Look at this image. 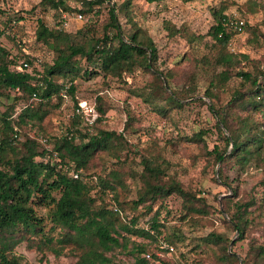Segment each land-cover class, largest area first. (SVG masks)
<instances>
[{
	"label": "trees",
	"instance_id": "trees-1",
	"mask_svg": "<svg viewBox=\"0 0 264 264\" xmlns=\"http://www.w3.org/2000/svg\"><path fill=\"white\" fill-rule=\"evenodd\" d=\"M5 1L0 0V40H8L0 43V102L11 97L13 101L0 110V264H21L14 251L24 241L43 255L45 252L59 255L66 246H72L76 264H120L117 253L123 252L131 253L136 264H167L160 260L156 249H163L162 242L175 245L186 242L187 237L180 228L163 229L165 224L159 211L145 226H139L142 217L151 212L154 202L174 193L184 198L186 214L199 212L202 207L205 212V201L176 178L166 179V159L152 153L141 154L143 170L131 174L141 180L136 197L122 196L121 190H127L126 165L135 152V143L129 137L138 131L133 123L135 117L129 114L121 131L98 128L109 108L100 92L95 97L100 115L95 123H88L83 113L76 112L77 79L103 74L104 78L127 82L128 75L141 67L159 75L160 84L148 92L146 100L152 102L151 97L155 96L157 100L152 102L155 109L166 114L183 107L182 98L197 94L201 71L209 74L205 95L210 98L208 107L224 142L223 146L215 145L212 152L215 161L221 163L219 179L231 187L233 181H228L226 166L233 163L245 168L254 161L264 164V69L255 63L253 71L246 70L243 61L253 60L241 51L230 50L241 30L225 21L229 17L225 7L215 8V23L208 32L212 39L205 43V53L200 58L192 57L191 67L195 69L188 73L187 89L171 92L161 76L170 86L176 72L171 69L159 73L155 41L139 25L126 34L117 5L112 6L111 0H40L38 8L54 10V23L37 17L31 29L24 15L10 17L3 8ZM103 1L109 3V21L102 36L89 35L88 29L67 30L72 21L79 20L76 14L84 18ZM3 14L6 18L1 17ZM66 14L72 15L67 25ZM240 17L244 19L242 30L253 27L257 33L258 26ZM167 29L170 35H180L189 43L201 37L188 26L167 23ZM42 46L53 56L42 63L44 71H37L39 75L30 66L40 61L33 49ZM235 75L241 77V83L230 88L228 82ZM227 90L229 98L222 103L221 94ZM62 92L74 98L73 115L64 130L50 133L45 120L62 105ZM160 102L164 104L158 105ZM104 153L113 159L112 165L104 174L96 173L97 156ZM91 169L93 172L89 173ZM259 186L264 194V176ZM226 200L233 202L227 197ZM256 200L252 197L236 203L233 211L227 209L231 226L239 231L240 239L247 237L251 224L264 213L257 214L262 202ZM142 205L146 207L143 214L139 211ZM39 207L47 208V217L39 214ZM128 209L133 212L132 217L128 216ZM47 219L52 223L49 229ZM57 228L61 229L58 236L54 234ZM132 234L149 241L139 242L131 238ZM200 239L217 246L213 253L221 261L240 264L239 258L229 250V237L210 233ZM251 253L255 264H264V243H251L248 254ZM244 264H249L247 259Z\"/></svg>",
	"mask_w": 264,
	"mask_h": 264
},
{
	"label": "rangeland",
	"instance_id": "rangeland-1",
	"mask_svg": "<svg viewBox=\"0 0 264 264\" xmlns=\"http://www.w3.org/2000/svg\"><path fill=\"white\" fill-rule=\"evenodd\" d=\"M39 1L6 0L3 8L7 9L10 17L17 18L22 15L27 17L28 29H31V25L37 17L54 23L52 16L54 10L38 8ZM110 2L112 6L117 5L119 20L126 34L134 31V25H139L153 38L158 48L159 73L160 71L167 73L171 69L176 72L170 86L166 82V78L161 76L165 81V86L171 92L172 90H182L184 87L187 89L188 73L195 69V67H191V59L192 57L200 58L205 53V43L212 39L208 32L215 23V8L225 7V14L244 16L252 23L251 25L258 26L257 33L253 27L241 30L234 37L230 50L241 51L253 60L252 63L247 60L243 61V67L246 70L253 71L255 63L264 69V0H196L193 2L185 0L155 2L111 0ZM108 10V1H103V3L95 5L92 12L85 14L86 17L72 21L67 30L74 32L88 29L89 35L100 37L104 34V27L109 21ZM6 16L3 14L1 17L6 18ZM167 23L177 27L188 26L190 31L201 37H198L196 42L189 43L186 38L180 35H170ZM6 42H8L7 39L0 40V43ZM33 51L40 61L30 68L32 67L34 72L44 71L42 63L50 61L53 54L45 46L34 48ZM13 52L16 53V50L13 49ZM193 61L195 63V60ZM37 73L41 75V73ZM199 74L197 94L182 98L183 107H177L166 114L155 109V105L152 103L157 100L155 96L151 97L152 102L146 100L148 92L156 90V86L160 84L157 78L159 75L141 67H137L134 72L128 75L127 82L113 77L104 78L103 74L89 79L79 77L75 98L77 101L86 100L95 107L96 115L91 117L95 123L100 115L95 97L97 93H103L104 101L109 108L106 118L98 123V128L121 131L124 129L128 115L135 117L133 123L138 131L129 135L131 141L135 143V152L131 154L126 165L127 190H121L122 196L127 199L136 197L141 180L139 176L134 178L131 174L142 172L141 154L151 155L152 153L166 159L168 173L166 179L174 177L187 190L195 192L198 197H203L205 212L202 211V207L199 212L194 211L186 214L188 210L185 209L184 198L174 193L154 202L151 212L142 217L139 226H145L147 220L159 211L161 222L165 224L163 229H167V227L169 229L180 228L187 237L186 242L175 245L162 242L163 249H156L160 260L167 264H230L221 261L217 254L213 253L217 248L216 245L210 246L206 241L200 239L210 233H219L231 239L229 250L239 258L240 264H244V259H247L249 264H255L252 259L254 256L252 253L248 254V251L251 243H264V213L251 224L247 237L240 239L239 231L234 230L231 226V217L227 209L230 207L233 211L237 206L236 203L249 201L252 197H256L258 203L262 202L257 207L260 211H256L257 214L264 211V194L259 190V181L264 176V164L254 161L243 168L231 163L226 166L224 172L229 178L228 181H233L232 186H226L221 182L219 179L221 163L215 161L212 151L215 145L223 146L224 142L215 127L216 118L208 107L210 98L205 95L209 84V74L204 71ZM241 80V77L233 76L228 82V87L239 86ZM61 94H64L62 105L54 109L45 120L47 123L45 126L50 133H59L64 130L73 115V96L64 92ZM228 98L229 91L227 90L221 94V102L225 103ZM12 101V97L2 98L0 110H5ZM159 104L162 105L164 102ZM258 115L261 116L259 113ZM196 138L202 140H193ZM262 155L264 157V149ZM112 162L113 159L105 153L97 156V166L94 172L104 174L109 170ZM92 172L91 169L89 173ZM216 178L218 179L216 180ZM226 197L233 202H227ZM253 209L255 208L253 207ZM145 210L144 205L140 206L141 214ZM38 212L44 217L48 216L47 208L39 207ZM127 214L130 217L133 212L128 209ZM46 222L49 229L52 223L49 219ZM60 232L61 229L57 228L54 234L58 236ZM131 238L139 242L149 241L134 234L131 235ZM14 254L18 256L21 264H76L77 261L72 246H66L64 252L59 255L53 252H45L43 255L29 248L27 242L24 241L16 247ZM117 257L120 264H136L135 257L129 252L117 253Z\"/></svg>",
	"mask_w": 264,
	"mask_h": 264
},
{
	"label": "built area",
	"instance_id": "built-area-1",
	"mask_svg": "<svg viewBox=\"0 0 264 264\" xmlns=\"http://www.w3.org/2000/svg\"><path fill=\"white\" fill-rule=\"evenodd\" d=\"M67 20L64 22L65 25L68 24L69 18L72 16L70 14L65 15ZM82 14H76L77 19H82ZM225 19V18H224ZM225 21L235 29L242 30L244 25V19L237 15H229L228 18L225 19ZM77 113H83L86 116V119L89 120L90 123L94 121V119H91L94 115H96L95 107L88 103L86 100H82L78 102V106L76 108ZM95 118V117H94Z\"/></svg>",
	"mask_w": 264,
	"mask_h": 264
}]
</instances>
